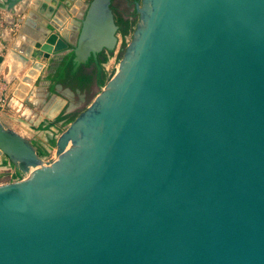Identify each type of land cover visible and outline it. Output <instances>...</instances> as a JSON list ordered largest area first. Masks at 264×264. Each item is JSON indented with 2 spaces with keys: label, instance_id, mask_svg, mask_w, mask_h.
Masks as SVG:
<instances>
[{
  "label": "water",
  "instance_id": "1",
  "mask_svg": "<svg viewBox=\"0 0 264 264\" xmlns=\"http://www.w3.org/2000/svg\"><path fill=\"white\" fill-rule=\"evenodd\" d=\"M59 1L58 28L33 13L38 0H0L28 10L10 48L29 72L63 54L72 73L91 59L100 74L118 42L111 0L76 15ZM134 12L53 162L0 122V157L21 176L0 185V264H264V0H139ZM17 87L7 108L22 106Z\"/></svg>",
  "mask_w": 264,
  "mask_h": 264
},
{
  "label": "rangeland",
  "instance_id": "2",
  "mask_svg": "<svg viewBox=\"0 0 264 264\" xmlns=\"http://www.w3.org/2000/svg\"><path fill=\"white\" fill-rule=\"evenodd\" d=\"M74 2H76V0H74ZM134 3L135 2H131L129 0H111V9L114 18L128 20L133 23L134 27L137 22V16L134 12ZM72 17L70 19H73ZM0 25H2L1 20ZM68 25H71V23ZM18 26L19 24L16 22L11 32L10 41L2 43L4 46L3 51L0 53L2 55V59L6 54L8 47L10 48L13 39L16 37V34L19 30ZM133 27H131L128 34L124 37H122L118 33V42L115 50L111 54H104L106 61L101 65L102 68L99 76V83L94 82L87 92L79 91L80 95L83 97H79V102L78 97L75 95L73 101H76L77 103H73V105H70L74 107L73 110H71L70 112H66L69 108L67 107V109L62 111L57 117H54V115L57 114L56 113L53 116L49 117L51 119H46L42 116V119L38 120V117L40 116L38 109L29 102V98L31 97L35 89H42L44 91L49 92V87L51 86V83H47V86H43V82H45L46 80L49 81L51 79L50 77H52V73L54 72L55 68L58 67L62 60L66 57L60 56L58 57V60L50 61L48 63V67L38 73L37 80L34 82L33 85L30 86V88H27L29 90L23 95L22 100L26 102H21L22 100L19 101L18 99L14 98V100L17 101L19 104H22V106L19 107L18 104L13 106L12 104V108H3L0 114V122L9 129L16 132L17 134L28 139L33 145V147L36 149L38 155L41 157L44 163L52 161L53 157L55 156L56 138L67 128V126L73 121V119L78 114L83 112L89 106V104L94 100L96 95L100 93L101 89L103 88L106 82L107 77L111 74L118 61L122 58L123 50L126 46V43L129 42V36ZM29 68L30 65L27 64V67L23 68L17 74V78H15L11 83L6 85V91L4 92V96L7 98V100L13 98V92L21 82L20 79H22V77L25 75L26 71ZM50 71H52V73H50ZM3 86L5 88V85ZM80 99L83 102L80 101ZM27 110L31 113L30 117L26 114ZM2 164V157H0V165ZM6 168L0 167V184L10 183L12 181L21 179V176L16 173L13 168H9L8 166H6Z\"/></svg>",
  "mask_w": 264,
  "mask_h": 264
},
{
  "label": "crops",
  "instance_id": "3",
  "mask_svg": "<svg viewBox=\"0 0 264 264\" xmlns=\"http://www.w3.org/2000/svg\"><path fill=\"white\" fill-rule=\"evenodd\" d=\"M38 1H39L38 2L39 6H37L38 8H36V9L42 8V11L40 13L33 12V11L32 12L34 14H36L37 18L39 20H42L44 24L55 23L56 20L64 19L66 12L63 9L62 5H64L65 2H62L59 0H38ZM86 3H87L86 0H76V2H74V4H72L73 11L75 12L74 15H76L78 12H80ZM27 12H28L27 9L23 13L18 11V7H16V12L12 15L6 11L0 10V15L4 16V19H5V21L3 20L2 25H0V53L4 49V46L2 43L3 42L4 43L9 42L14 24L16 23V21L18 19H21V20L24 19L27 15L26 14ZM20 26H21V24H19L18 29L20 28ZM12 45H15V43L13 42ZM9 54L13 55L12 56L13 63L11 65L4 63L5 58ZM58 57H60V56H58ZM58 57L52 58L51 60L42 61L41 64L43 66V69L48 67V65H49L48 63L50 61L58 60ZM15 58H17V54H16V52H14L13 47L10 49L8 47V50L6 51V54L4 55L3 59H2V55L0 54V92L1 93L3 92L2 93L3 96L5 95L4 92L6 91V85H8L15 78H17V74L23 69V67L20 68L19 65L17 66L18 62L16 61ZM33 63L34 62H31L30 65H32ZM50 73H52V71H50ZM49 81L46 80L45 82H43V86H47V83H51V86L49 87V92L44 91L42 89H35L31 95V97L29 98V102L38 109V112L40 114L38 120H40L42 118V116L43 117L47 116V113L51 109H53L54 106H57L59 104H60V108L58 110V113L56 115H54V117H57L62 111L67 109L68 103L65 100V98L62 97V95L58 92L56 86H60V89H63V90H69L73 95V100H74V97L76 95L78 97V102H79L80 93H76L75 92L76 90H71L69 88L63 87L60 84H54L51 82V80H49ZM3 85H5V88ZM74 103L76 104L77 102L74 101ZM26 114L29 117L31 116V113L28 110L26 111ZM29 117H27V118H29Z\"/></svg>",
  "mask_w": 264,
  "mask_h": 264
},
{
  "label": "trees",
  "instance_id": "4",
  "mask_svg": "<svg viewBox=\"0 0 264 264\" xmlns=\"http://www.w3.org/2000/svg\"><path fill=\"white\" fill-rule=\"evenodd\" d=\"M136 2L138 0H129ZM116 24L118 26V33L124 37L128 34L131 27H133V23L128 20L115 19ZM104 54L98 56V62L102 65L106 58ZM92 65V60L89 59L88 63L84 66H80L74 73L72 70V56H66L58 67L55 68L52 77H50L51 82L54 84H60L63 87L69 88L71 90H78L80 92H87L90 86L99 81L97 80L96 75V67L93 66V70L87 72L84 67Z\"/></svg>",
  "mask_w": 264,
  "mask_h": 264
},
{
  "label": "bare ground",
  "instance_id": "5",
  "mask_svg": "<svg viewBox=\"0 0 264 264\" xmlns=\"http://www.w3.org/2000/svg\"><path fill=\"white\" fill-rule=\"evenodd\" d=\"M72 12L73 11V8H72ZM10 20V19H9ZM61 23V20H58L55 25L59 28V24ZM24 28H20V34L19 35H25L27 36L28 33H26L27 31L24 29ZM63 33L65 35L67 34H70L69 30L67 28H65L63 30ZM21 40V37L19 36L15 41V45H18L19 41ZM15 52V51H14ZM17 54V53H16ZM12 54H9L5 60H4V63H7L8 65H11L13 63V58H12ZM16 61L18 62L17 66L19 65L20 68H24L25 67V64L19 59L18 55H17V58H15ZM39 71L38 70H34L33 72H29V71H26V76L24 77V79H20V85L17 87V90H16V93H19L20 95L24 94V91L26 89V87H29L30 86V80L34 79L36 74L38 73ZM28 73V74H27ZM57 90H61L59 87H57ZM63 91V90H62ZM65 91H68L71 95L70 96H73L72 93L69 91V90H65ZM82 97V96H81ZM60 108V104L57 105V106H54L53 109H51L48 113H47V116L46 117H51L53 116L54 114L58 113V110ZM74 107L72 106H69V108L67 109V112H70L71 110H73Z\"/></svg>",
  "mask_w": 264,
  "mask_h": 264
},
{
  "label": "flooded vegetation",
  "instance_id": "6",
  "mask_svg": "<svg viewBox=\"0 0 264 264\" xmlns=\"http://www.w3.org/2000/svg\"><path fill=\"white\" fill-rule=\"evenodd\" d=\"M89 61V60H88ZM88 61H87V63H88ZM86 63V64H87ZM85 64V65H86ZM93 66H94V64H93V62H92V65H89V66H87V67H84L85 69H86V71L87 72H90V71H92L93 70ZM96 75H97V80L99 81V79H100V74L98 73V72H96ZM63 89H61L60 91L58 90V92L62 95V97H64L65 98V100L67 101V103H68V107L70 106V105H73V103H74V101H73V96H70L71 94L68 92V91H65V90H63ZM80 101H82L81 99H80ZM39 118V117H38ZM45 118H48V119H51V118H49V117H46L45 116ZM42 119V118H41ZM2 165L3 166H8L9 168H12L11 167V165L8 163V161L5 159V158H3L2 157ZM16 172V171H15ZM17 173V172H16Z\"/></svg>",
  "mask_w": 264,
  "mask_h": 264
},
{
  "label": "built area",
  "instance_id": "7",
  "mask_svg": "<svg viewBox=\"0 0 264 264\" xmlns=\"http://www.w3.org/2000/svg\"><path fill=\"white\" fill-rule=\"evenodd\" d=\"M3 19H4V16H2V15H0V20H1V22L3 23ZM128 43H126V45H127ZM120 61V60H119ZM119 61H118V63H119ZM118 63H117V65H118ZM116 65V66H117ZM115 66V67H116ZM114 67V68H115ZM114 70V69H113ZM112 73V72H111ZM7 106V98H5L3 95H2V93L0 92V114H1V112H2V110H3V108L4 107H6ZM55 160V156L53 157V160L52 161H50V162H48V163H51V162H53ZM0 167H2V168H6L5 166H3V165H0ZM7 169V168H6ZM4 184H6V183H4ZM0 185H2V184H0Z\"/></svg>",
  "mask_w": 264,
  "mask_h": 264
}]
</instances>
